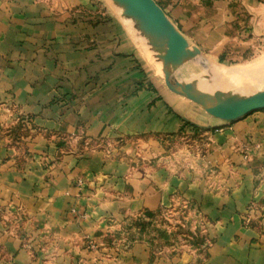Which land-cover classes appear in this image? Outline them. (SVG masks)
Segmentation results:
<instances>
[{
  "label": "crops",
  "instance_id": "crops-1",
  "mask_svg": "<svg viewBox=\"0 0 264 264\" xmlns=\"http://www.w3.org/2000/svg\"><path fill=\"white\" fill-rule=\"evenodd\" d=\"M97 1L0 0V264H264V110L160 89ZM153 1L201 52L264 40V0Z\"/></svg>",
  "mask_w": 264,
  "mask_h": 264
},
{
  "label": "water",
  "instance_id": "water-1",
  "mask_svg": "<svg viewBox=\"0 0 264 264\" xmlns=\"http://www.w3.org/2000/svg\"><path fill=\"white\" fill-rule=\"evenodd\" d=\"M108 1L145 44L168 91L194 103L222 122H233L264 110V90L235 93L226 90L221 81L198 86L195 82L179 78L180 71L188 64L198 63L206 69V62L201 51L187 42L153 0Z\"/></svg>",
  "mask_w": 264,
  "mask_h": 264
},
{
  "label": "rangeland",
  "instance_id": "rangeland-1",
  "mask_svg": "<svg viewBox=\"0 0 264 264\" xmlns=\"http://www.w3.org/2000/svg\"><path fill=\"white\" fill-rule=\"evenodd\" d=\"M96 3L97 11L101 13L103 10L105 11L104 4L112 11L114 17L119 20L120 25L127 31V38L121 37L123 40L122 43L125 45L132 44L134 46V53L143 60L144 68L152 75V80L160 89L167 90L161 72L159 74L157 64L155 66V62L150 58L147 47L136 34L131 31V27L127 25L126 21L117 15L114 6L108 0H104V2L97 1ZM260 27L262 29V25H260ZM263 41L262 38L258 40L254 35L246 31L241 38V43H231L226 46L225 51L211 49L210 51L201 52L202 58L206 62V69L198 63L188 64L180 71L179 78L189 82H195L198 86L208 82L221 81L226 90L235 93L262 91L264 90ZM219 60H222V62H219ZM239 64L240 66H237ZM222 77L227 78L229 81H233L228 82V84ZM246 80L247 82H245ZM248 81L251 82L249 83ZM230 83H236L234 84L236 86L231 87ZM175 215L176 213L169 211L163 214L155 224L148 222L146 234L152 235L153 232H155L153 226H157L158 229L171 226V224L176 221ZM177 234L182 236L181 233ZM176 237L177 235H172V238Z\"/></svg>",
  "mask_w": 264,
  "mask_h": 264
},
{
  "label": "trees",
  "instance_id": "trees-1",
  "mask_svg": "<svg viewBox=\"0 0 264 264\" xmlns=\"http://www.w3.org/2000/svg\"><path fill=\"white\" fill-rule=\"evenodd\" d=\"M219 62H222V60H219ZM138 224H139V222H138ZM139 227H140V229H142V227L145 229V226H144V224H139L138 225ZM158 230V231H157ZM156 230V232H157V234H158V236H159V238H162V239H164V240H166V241H168V239H170V236L171 235H174L175 233H171L170 231H172V230H170V231H168L167 229H157ZM176 231V230H175ZM171 233V234H170ZM191 241V244L192 245H195V246H197V247H199V246H201V243H203L204 242V239L203 238H193L192 240H190Z\"/></svg>",
  "mask_w": 264,
  "mask_h": 264
},
{
  "label": "bare ground",
  "instance_id": "bare-ground-1",
  "mask_svg": "<svg viewBox=\"0 0 264 264\" xmlns=\"http://www.w3.org/2000/svg\"><path fill=\"white\" fill-rule=\"evenodd\" d=\"M147 51H148V49H147ZM148 54H149V56L151 57L149 51H148ZM153 61L155 62V66H156V61H155V60H153ZM158 71H159V74H160V70H159V69H158ZM245 82H247V80H246ZM248 82L250 83L251 81H248Z\"/></svg>",
  "mask_w": 264,
  "mask_h": 264
},
{
  "label": "built area",
  "instance_id": "built-area-1",
  "mask_svg": "<svg viewBox=\"0 0 264 264\" xmlns=\"http://www.w3.org/2000/svg\"><path fill=\"white\" fill-rule=\"evenodd\" d=\"M207 243H205V245H206Z\"/></svg>",
  "mask_w": 264,
  "mask_h": 264
}]
</instances>
